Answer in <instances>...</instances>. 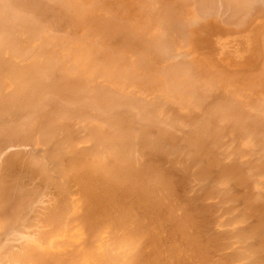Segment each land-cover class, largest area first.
<instances>
[{"label": "bare ground", "instance_id": "obj_1", "mask_svg": "<svg viewBox=\"0 0 264 264\" xmlns=\"http://www.w3.org/2000/svg\"><path fill=\"white\" fill-rule=\"evenodd\" d=\"M159 1L162 5L163 2H167V7L163 5L164 9L162 12L156 15L159 25H162L160 27L162 32L159 31V33L155 34L151 43L139 41L137 46L134 47V36L129 32L130 26L127 24L122 27L117 26L106 36L100 35L99 39L97 38V33L90 32L94 24L100 26L102 23L97 15L90 16L88 20L85 18V13L87 14L94 10L89 9L90 3L94 2L93 0H0V155L4 148H8V146L12 144L22 146L31 145L33 147L40 146L41 148L39 154H37L39 149L35 151L36 148H31L28 152L23 150V148L22 150L16 148L20 151L14 150L12 153L9 151L10 154L5 150L2 155L5 156V153L9 155H6L5 158H2V156V159L0 158V264H219L221 262V264H223L224 257L222 258V256L219 257V255H215L216 258H214L215 256L213 254L216 251L219 252L220 239L216 240L219 236H214L216 238L212 240L211 238L205 237L206 234H204L205 236L200 234V232L202 233V231H200V225L203 224L204 226V221H207L206 223L208 224L211 218L218 217L217 214L215 217V213H213L216 209H213L208 203L210 208L214 210L212 212L209 211V213H211L210 218V215L208 213V215L206 214L208 209L204 208L206 205H203L201 209H197L201 207L199 205L200 203L197 205L198 201H193L191 195L189 200L187 199L182 203H180L179 200L176 202L178 199L175 197L177 188H179V191L182 193V190H186L185 186H188V180L190 181L189 178L192 174L189 172L190 167H186V164L183 167L181 166L180 174L182 178L180 177L181 179L179 180L181 181H179L180 183H178V185H176L177 188H175L173 181L170 179L171 177L163 172V168L158 166V163L155 161V159L159 157L169 159L168 157L170 154H178L181 152L182 149L178 144L180 139L178 137L179 135L176 136L174 133L168 131L167 127L161 124L163 127L167 128V130H165V128H159L158 126L156 131H159V133L157 132L156 135L159 134V137H151L148 134L150 133L148 132L151 127L150 125H157L158 121L154 123V121L147 117L146 113H143V110H141V112L143 111V115L140 114V112L139 114L136 113L138 108H136V105H132L136 103L133 96L130 98L131 96L126 93L129 96V98H127V96H124V91H122V93L121 91L118 92L120 94H117V97L111 96L113 90H108L109 92H107V89L105 90L102 88L103 85L100 83L102 89H97L96 87L98 85H96L93 95L91 89L94 90V87L92 88V84H89L92 80L94 82L97 78H103V80L105 79L119 88H125L127 86L142 88L152 80L155 82L158 81L153 78L154 75L152 74L151 78L149 77L150 73L153 71V64L160 63L162 69L159 71L165 74L166 77L167 75L169 78L171 77L170 86H172V89L170 88V90H173L172 94L169 95V99L172 102L171 106H173V104H187V107H189V105L192 106L191 104H208V107H211L209 104H216L217 107L220 106L219 109L223 108V110L218 111L214 109L216 114L219 113L217 115H220L221 111L225 112L224 110H227V112H231L232 115L238 113L236 114V118L240 120L241 116H243L239 112V110H242L241 104L249 106L251 104L250 109L254 107L255 109L253 108L252 110L255 112L258 110V113L263 107L262 112L264 113V105L261 104L260 106V104H255L257 102H255L254 96L249 95V89L254 90L253 87L255 86L251 85L253 83L250 84L243 81V79L245 77L247 78L250 74H257L259 75L257 77L263 76L262 78H264V72L259 63L256 66L257 68L259 66L260 69H254L256 71L260 70L258 71L259 73H253V69L250 70L247 68L232 69L229 71H234V78H231L232 76L229 75V78L225 76L227 80L225 78L221 80L219 76L222 75L219 73V76L213 74L215 78L210 76L212 79H210L211 81L207 79V73L204 69L192 59H187L184 62L185 64L181 63L182 65L184 64L185 67H183L180 76H177L176 72L179 69L181 71V68H179L176 63L174 67H165L167 64L163 63L165 62L164 60H171L173 57L183 55L180 51L176 50L180 45V42L176 40L177 34L179 33L178 37H183V40L181 39L182 44L186 41V43L189 42V45H191L194 42L193 40H196L195 38L198 37L199 30L197 28L189 29V21L191 23V20L185 19L179 12L183 0ZM212 1L213 0H202L198 3L200 4L199 11H203L204 13L208 10L211 7L210 3ZM223 1L225 0H222V2ZM246 1L249 3V0H227L230 5H233L236 11L239 5L243 6L245 14L250 17V19L246 18L245 20H250L252 22L254 14L249 15V12L253 10V3H256L250 0L252 6L248 5ZM215 3L216 0L212 3L214 10L216 8ZM262 3H264L263 0ZM218 4L219 3H217V6ZM220 4L218 8H216L218 14V9L221 6ZM229 4L226 5L229 7ZM260 4L261 3H258V5H256L257 8L254 7L256 8L254 12L255 17H257L256 13L260 14L259 11L262 9H258L262 7V4L259 6ZM196 5L194 4V6ZM239 8L238 10L241 9ZM207 12H205V17L203 15L201 16L204 18L210 16V14L207 15ZM226 12L228 11L226 10L225 13ZM73 13L78 14V17L73 18ZM213 16L216 18V15L213 14ZM213 16L211 15V17ZM244 17L245 15L243 17L240 15L238 19L236 18L238 23L242 22L243 24L244 20L240 21L242 20L240 18L244 19ZM250 21L249 23L251 24ZM231 24H233V22ZM242 24L240 23L239 26H242ZM250 24L246 21L243 27L247 28ZM69 27H79L94 39L87 37L85 33L83 38L78 40L70 39L64 35L59 36L57 34H60V30H65ZM104 27L108 28L109 25L106 24ZM236 27L238 26L236 25ZM243 27L241 29L242 31ZM248 30L249 32H246L244 40L238 39L235 41V39H233L228 43L229 45L225 46L226 53H229L233 48L235 49L234 45H238L239 47L241 44V50L238 52V57L240 58L241 56V60L251 53L252 46L253 53L257 55V51L255 52L256 46L252 43L255 40V34L252 35L254 31L250 32V29ZM173 31L176 32L172 38L171 34ZM55 33L57 35H55ZM261 33L260 35L264 37V31ZM186 35H188V38ZM260 35L258 38H261V45L264 46V38ZM35 44H38L39 48L36 47ZM151 45L152 48H150ZM184 45L187 44L184 43ZM262 48L264 50V47ZM149 50L153 52L152 57L148 56ZM127 53L132 55L135 54L136 60L126 55ZM139 61L143 64H139ZM175 61L177 62V60ZM178 64H180V62ZM136 69H141L142 72L137 73L135 72ZM244 70L247 71L248 75H246V71ZM249 70L251 73H248ZM239 72L240 74H238ZM241 72L243 76H241ZM213 79H215V81ZM254 80V82L257 81L256 79ZM87 84H89V86L91 85L89 87L91 91H89V89L87 91L93 96L89 95L91 96L89 97L84 95L88 100L85 97L83 100L78 92L86 89ZM108 87L111 88V86ZM251 92L253 93L252 90L250 94H252ZM148 101L151 102V100ZM137 103H142V101ZM151 103V105H154L153 102ZM142 105H144V103ZM132 106L133 108L135 106L136 109H133ZM139 106H141V104ZM120 107L123 108V110H117V108ZM189 108L191 109V107ZM128 109L133 111V113L135 112V114L130 113ZM171 109L175 108L172 107ZM125 110L129 113L125 114ZM156 110L157 109H155V111ZM246 110H248V108L244 111L246 112ZM194 111L196 110L194 109ZM244 111L241 112L243 113ZM163 112H161V114H164ZM175 112H177V110ZM227 112L223 114V117L228 114ZM245 112L244 115L247 113ZM248 112L250 113L249 110ZM249 113H247L244 118L242 117L241 122H248L244 120L248 116L247 119L252 123L250 124L251 126L247 123L249 126L248 129L251 130L252 126L257 124L255 128L257 129L258 127L260 129L259 132L264 133V123L261 120H264V114L263 116L259 114V117L262 116L260 119L256 116L258 113L254 114L256 117L253 115L251 116L254 112ZM149 114L151 115V113ZM214 116L217 118L215 114ZM231 116L230 118L232 119ZM154 117L155 119L159 118L156 114ZM223 117L220 116V118ZM226 117H224V119L228 121ZM251 117H253V119L255 117L254 121L256 118L260 119L261 124H263H259L260 120H256V123H254ZM171 118H173V116ZM236 118H233V122H231H236L237 124V121H234ZM224 119L222 120L223 124ZM145 120H148L149 123L144 122ZM176 120L179 119L176 118ZM240 120H238V124ZM243 120L245 122H243ZM184 122H182V124L187 123ZM196 122L197 119L195 120V123ZM219 122H221V120ZM135 123L137 125H135ZM165 123L167 124V122ZM221 124L218 123L216 126L219 127ZM223 124L220 128H222ZM177 125L180 124L178 123ZM191 125H189V127ZM226 125H229V123ZM212 126L214 125L212 124ZM139 127L140 130L138 129ZM185 127L188 126L185 125ZM189 127V130L193 128L192 126ZM199 127L201 128L202 126L199 124ZM228 127V129H230V126ZM213 129H211V131ZM256 129L254 130L256 131ZM213 131L215 133L216 130ZM227 131L228 130H226V132ZM236 132L237 130L235 133ZM240 132L242 131L240 130ZM219 133L218 130V134ZM257 133L255 132L254 138H257ZM263 133H261V135ZM205 134L208 136L207 133ZM202 135L204 136V133ZM251 135V137H253V132ZM213 137L215 136L213 135ZM213 137L211 136V138ZM260 139L262 140L263 137H260ZM254 140L252 139V141ZM183 141L191 145L192 143L197 144L201 142L202 139L201 137L194 138L191 140V144L188 143L187 139H183ZM260 141L258 145L261 146ZM262 144L264 145L263 142ZM16 145L15 147H18ZM213 147L214 146H212V148ZM200 149L201 148H199V150ZM207 149L211 150L209 148ZM222 149L221 151L226 150ZM237 149L240 148L237 146ZM233 150L237 151L234 148ZM233 150L231 149V151ZM245 150L247 151V149ZM32 151L35 152L33 153ZM202 152L203 151L200 152L195 150L191 156L188 153L190 156L189 159L195 162V158H199L203 155L201 154ZM227 152L229 153L230 151ZM238 154L236 155L238 156ZM209 155L211 156V154ZM225 155L228 154L225 153ZM230 156L231 162L233 157L232 155ZM237 156L236 159L239 160ZM217 160L218 159H216V162L218 163ZM242 161L245 160L242 159L241 162ZM210 162H212V160ZM248 164L252 166V163ZM229 165H219L218 171L221 179L224 180V182L229 180L241 185L240 182L242 179L240 177L244 176L241 175L240 169L242 167L240 168L238 163H232L231 166ZM173 168L175 167L173 166ZM245 170L246 169H244V171ZM253 170L254 169H252V172ZM22 172H28L31 177H36L37 180H39L37 181L38 184L40 183L45 190H49L48 196L50 198L48 199V197L45 196L47 191L44 189L41 190L39 188V190L38 188L26 187L24 185V179L20 178V173ZM205 173L201 174L204 175L201 178H203V180L208 179L206 183L209 184V176L205 177ZM234 174H236V177H234ZM251 176L249 177L251 178ZM237 177L239 179H237ZM245 177L247 178L248 176ZM181 182H183V184H181ZM185 182H187V185L184 184ZM243 182L245 183L246 181ZM182 185L184 186L182 187ZM207 185L203 187L205 192L207 189L206 193L204 191L198 193H204L203 195L206 196V194L214 190L213 186ZM216 188L219 187L215 186V189ZM223 190L225 191L224 193H226L227 189ZM223 190H218L219 193L218 191L216 192V190L213 192L214 194H220ZM198 193L197 197L202 198L203 195H200V197ZM50 194L52 195L50 196ZM184 195L183 199L185 200L188 197H186V194ZM194 195L196 197V194H193V196ZM222 195L220 194V196ZM225 195L228 196V194ZM44 196L46 198L42 199ZM195 197L194 199L198 200V198ZM204 197L202 198L203 200ZM255 197L256 196H254V198ZM258 198H260V196L257 197L256 200ZM44 200L47 201V204L43 202L42 206V201ZM194 203L198 207H193L195 205ZM210 208L209 210H211ZM203 211H205V214L202 215V213H204ZM206 217L208 219H206ZM35 219L43 223L40 224L36 220L37 222L34 221L35 224L33 222V227L30 226L28 221H33ZM259 223L260 222H258V224ZM22 225L27 226L26 233L19 231V229L23 228L20 227ZM28 226L29 228L31 227L30 230L35 228V231L28 230ZM206 227L207 226H205L203 230H207ZM210 227L209 229H211ZM24 229H26V227H24L23 230ZM28 231L31 236L27 234ZM219 232L220 231H218L217 234H219ZM229 232H225L228 234H226L227 237L229 235L234 237L232 234L234 233L235 238H238L237 235H239L240 238L238 239L241 240L240 228L239 232L237 230L239 234L231 232L230 229ZM31 233H33V235ZM1 236L3 237L1 238ZM9 236H11V238ZM203 237L204 239H202ZM220 237L222 238L223 236L220 235ZM227 237L225 238L227 240L231 238ZM14 241H17L15 242L16 244L12 243ZM243 248L244 246L242 249ZM239 249H241V246H239ZM252 250L253 249H251V252ZM240 251L237 252L236 250L237 253L233 252L234 255L231 260L235 258L236 261H240L242 260L241 257L244 255V259L248 257L246 253L241 254ZM218 258H220V261H218ZM252 260V263H250L251 261L249 262L250 264H257V261L254 259Z\"/></svg>", "mask_w": 264, "mask_h": 264}, {"label": "rangeland", "instance_id": "obj_2", "mask_svg": "<svg viewBox=\"0 0 264 264\" xmlns=\"http://www.w3.org/2000/svg\"><path fill=\"white\" fill-rule=\"evenodd\" d=\"M94 2L93 3H90V8L89 9H94L93 11H91V12H88L87 14L85 13L84 15H85V18L88 20V18L90 17V16H95V15H97V17L99 18V20L102 22L101 23V25L100 26H97V25H93V29H91V33H97V38L99 39L100 38V35H103V36H106L109 32H111L112 30H114L117 26H125V24H127V25H129L130 26V33H131V35H133L134 36V47L135 46H137V44L139 43V41H143V42H147V43H151L152 42V40H153V36L155 35V34H157V33H159V31L160 32H162L161 31V29H160V27L162 26H160L159 25V23H158V20H157V14H159V13H161L162 12V10L164 9V6H166V4H167V2H163V5L160 3V1L159 0H103V1H99V0H93ZM181 1V0H180ZM192 1V0H191ZM191 1H188V0H183V3H182V6H181V8H180V10H179V12L185 17V19H190L191 20V23H190V21H189V29H194V28H197L198 30H199V35H198V37L197 38H195L196 40H193L194 42L191 44V45H189V42H187L186 43V41L185 42H183V44L181 43V41L183 40L182 38L183 37H178L179 36V33L177 34V41L178 42H180V45H179V47L176 49V50H178V51H180L183 55L182 56H178V57H173L171 60L170 59H166V60H164L165 62H163V63H165V64H167L165 67H174L175 65V63H176V65H178V67L179 68H181V71H180V69L176 72V74H177V76H180L181 75V72L183 71V67H185V61L187 60V59H192L194 62H196V63H198L203 69H204V71L207 73V79H211L210 78V76L211 77H213V78H215L214 77V75L213 74H216V76L219 74V73H221V75L222 76H219V79H223L224 80V78H225V76H227L228 78H229V75L230 76H232L231 78H234V76H233V72L231 71H229V70H232V69H244V68H247V69H256L257 68V66L256 65H258V63H259V65H261V67H262V71L264 72V68H263V64H264V50H263V48L262 47H264V46H262L261 44V42H260V39L258 38L259 37V35H260V33L262 32V31H264V3H262V0H251V1H254L256 4H254L253 3V5H252V2L249 0V3L247 2V4L248 5H252L253 6V10L251 11V12H249L250 14L249 15H252V14H254V19H253V21L251 22L250 20H245L246 18L247 19H250V17L248 16V15H246L245 14V10L243 9V6H238V8L240 9V10H238V8H237V11H236V9H234V7H233V5H230L229 4V2H227V0H225L226 1V3H225V1H223L222 2V0L220 1V0H216V3H215V7L216 8H218V6H219V4H220V2H221V6L219 7V14L217 13V9L215 8V10L213 9V7H212V3H214V1L215 0H213L210 4H211V9L209 8L208 10H212V11H208V10H206V8H205V12H207L208 14L207 15H209L210 14V16H208L207 18H204L206 15V13L204 12L203 13V11H199L200 9H199V6H200V4H198V3H200L202 0H193L192 2ZM218 1V2H217ZM220 1V2H219ZM239 1V0H238ZM240 1H244V0H240ZM264 1V0H263ZM197 3V5H196V3ZM189 3V4H188ZM197 6V8H196V6H194V4ZM217 3H219L218 4V6H217ZM245 3V2H244ZM258 3H261L262 4V7H259L258 9H260V8H262V9H260L261 11H259L260 12V14L258 13H256V16L257 17H255V10H256V5H258ZM229 4V7H230V9H229V7L227 6V5ZM261 4L259 5V6H261ZM222 5H224V6H222ZM225 6H226V8H225ZM246 6V5H245ZM167 7V6H166ZM224 9H226L228 12H226L225 13V9L223 10L222 8ZM227 7H228V9H227ZM254 7H256V8H254ZM195 8V9H194ZM246 9H247V6H246ZM198 13H197V12ZM221 11V12H220ZM234 11V12H233ZM201 12V13H200ZM210 12V13H209ZM222 12H224V13H222ZM233 12V13H232ZM200 13V14H199ZM203 13V14H202ZM214 15H216V18H214V16H213V14ZM217 13V14H216ZM222 13V14H221ZM230 14V15H229ZM108 15V16H107ZM201 15H203L204 17H202ZM211 15L213 16V17H211ZM224 15H225V17H224ZM234 15V16H233ZM240 15H241V17H243L244 15H245V17H244V19L243 18H240V19H242V20H240V21H243V24H246V21H247V23L248 24H250L249 23V21L251 22V24L249 25V27H243L244 25L242 24V22H240L241 24H242V26H239L240 25V23H238V18L240 17ZM243 15V16H242ZM73 18H75V17H78V14H75V13H73ZM202 18H201V17ZM222 16V17H221ZM220 18H221V20H220ZM237 18V19H236ZM231 19V20H230ZM232 19H234V20H232ZM116 20V21H115ZM227 20V21H226ZM237 20V21H236ZM223 21H225V22H223ZM223 22V23H222ZM233 22V24H231ZM109 25V27L108 28H106V27H104L105 25ZM235 24V25H234ZM116 25V26H115ZM132 25H133V28H132ZM236 25L238 26V27H236ZM246 26V25H245ZM113 27V28H112ZM242 27H243V31L241 30L242 29ZM248 29H250V32L251 31H254V33L252 34V35H254L255 34V40L252 42L253 43V45L254 46H256V48H255V52L257 51V55H256V53H253V46H252V50H251V53L248 55V56H246L245 58H243L242 60H241V56H240V58L238 57V52H240V50H241V44L239 45V47H238V45H234L235 46V49L233 48L229 53L227 52L226 53V49H225V46L226 45H229L228 43L231 41V40H233V39H235V41L236 40H241V39H243L244 40V38H245V34H246V32H249V30ZM65 30H67V31H65ZM65 30H60V31H57V32H60V34L59 33H57L59 36H61V35H64V36H66V37H68V38H70V39H74V40H78V39H82L83 38V36H84V33H85V35H87V37H89V38H91V39H94L92 36H89L83 29H80L79 27H69V28H67V29H65ZM71 30V31H70ZM240 30H241V32H240ZM177 31V30H176ZM176 31H173L172 32V38L174 37V34H175V32ZM238 31V32H237ZM65 34H64V33ZM71 33V34H70ZM56 33H55V35H57ZM81 34H83V35H81ZM262 34V33H261ZM71 35V36H70ZM263 35V34H262ZM262 35H260V36H262ZM181 36V35H180ZM186 37L188 38V35H186ZM193 38V37H192ZM262 38H264L263 36H262ZM182 39V40H181ZM212 40V41H211ZM262 41V40H261ZM35 43V42H34ZM184 43L185 44H187V45H184ZM36 45V47H38L39 45L38 44H35ZM220 46V47H219ZM262 46V47H261ZM219 47V48H218ZM39 48V47H38ZM37 48V49H38ZM150 48H152V45L150 46ZM262 51V52H261ZM126 55H128V56H130L133 60H136V55L134 54V55H132V54H130V53H127ZM148 56L149 57H152L153 56V52L151 51V50H149L148 51ZM255 57V58H254ZM180 58H182V59H180ZM178 59H180V60H178ZM184 59V60H183ZM175 60H177V62L175 61ZM133 62H135V61H133ZM154 62V61H153ZM180 62V64L181 63H184L182 66L180 65V64H178ZM261 62H263V63H261ZM139 64H143L141 61H139ZM170 64V65H169ZM181 66V67H180ZM255 66V67H254ZM164 67V68H165ZM160 69H162V66H160V63H155V64H153V71L150 73V77L149 78H151V74L152 75H154L153 76V78H155V79H157L158 81L157 82H155L154 80H152L149 84H147V85H145V86H143L142 88H138V87H136V86H127V87H125V88H119L118 86H116V85H114V84H111L110 82H108L107 80H103V78L101 79V78H97V79H95L94 80V82H93V80L92 81H90L89 82V84H92V88L94 87V90L93 89H91L92 90V93H93V95H94V92H95V89L97 88V89H100L101 88V85H103L102 86V88H104L105 90L107 89V92H109V91H112L113 92V94L111 95V96H115V97H117L118 95L117 94H120V93H118V92H120L121 91V93H122V91H124V93H125V95L124 96H127V98H129V96H131L130 98H132V96H133V99H135L134 101L136 102L135 104H132V105H136L137 107L136 108H138L137 109V111H136V113H138L139 114V112H140V114H142L143 115V113L145 114H147V117L150 119V120H152V121H154V123H156L157 121L159 122H157V125H155V124H152V125H150L151 127H150V129L148 130V132H150V133H148L151 137H153L154 136V138H157V137H159L158 135H156L157 134V132L159 133V131H156V129L158 128V126H159V128L161 127V128H165V127H167L168 128V131H170V132H172V133H174L176 136H178L180 139H179V141H178V144H179V146L181 147V152L180 153H178V154H170L169 155V159H165V158H161V157H159L158 159L156 158L155 159V161H156V163H158L157 165L158 166H161L162 168H163V172H165L166 174H168L171 178V180L173 181V184H174V186H175V188H177L176 187V185H178V183H180L179 181H181V180H179V179H181L182 177H181V174H180V170H181V166L183 167V166H185V164H186V167L188 166V168H189V172L190 173H192L191 175H190V181L188 180V186H185V188H186V190H182V193L179 191L180 189L179 188H177V190H176V196L175 197H177L178 199L176 200V202L179 200V202L180 203H182V202H184V201H186L187 199L189 200V197H190V195H191V198L193 199V201H198L197 202V205L199 204L201 207H198V206H196V204L193 206V207H198L197 209H201V208H203L202 206L204 205H206V207H204V208H207L208 209V211H206V214L208 213L209 215H210V218H211V213H209V211L210 212H212V211H214L213 209H216L215 210V212H213V213H215L214 214V216L216 217V214L218 215V217H216V218H209L210 220L208 221V224L206 223L207 221H204L205 223H204V226H203V224L202 225H200L201 227H200V231H202V233L200 232V234L202 235V236H205L204 234H206V236L205 237H207V238H211L212 240H215V238L216 237H214V236H219V238H216V240H219V242H220V246H219V252L218 251H216V252H212L213 254H214V256L215 255H219V257L220 256H222V258L224 257V261H223V264L225 263V264H240V261H241V264H247V263H249L250 261V263H252V259H254L255 261H257V264H264V145L262 144V142L264 143V141H262V140H264V133L263 132H261V133H263L262 135H261V133L259 132L260 131V129L257 127V129L255 128L256 126L255 125H257V124H255V125H253L252 126V128H254V129H256V131L254 130V129H252L251 127V130L250 129H248L249 128V126H251L250 124H252V123H250V121L247 119L248 118V116H247V118L246 119H244V120H246V121H248V122H245L244 120H243V122H245V123H242L241 122V120H242V117L244 118V116H246L247 115V113H249L248 112V110L250 111V113H252V112H254L253 114H251V116L253 115V116H255L254 114H256V113H258L257 111L255 112V111H253L252 109L254 108H252V109H250V106H251V104H250V106L249 105H246V104H244V105H246V106H244L243 104H241V108H242V110H239V112L241 113V115H243V116H241V120L238 118H236L237 116H236V114H238V113H236V114H234V115H232V113L231 112H227V110H224L225 112H227L228 114V116L226 117L225 115H224V117H226L227 118V120L228 121H226V119H224V117H223V114H226L225 112H222L221 111V113H220V115H217V114H219V113H217L216 114V112H215V110H223V108L222 109H219V107H217L216 106V104H209V106H211V107H208V104H205V105H203V104H191L192 106H190L189 105V107H191V109L189 108V107H187V104H183V105H181V104H173V106H171L172 105V102H171V100L169 99V95L170 94H172V91L173 90H170V88L172 89V86H170L171 84H170V79H171V77L169 78V76L167 75V77H166V75L165 74H163L161 71H159ZM257 69H260L259 68V66H258V68ZM228 70L229 71V73H228V71L226 72V71ZM250 70L248 71V73H251L250 72ZM226 73H225V72ZM240 71H243V70H240ZM244 71H246V70H244ZM258 71H260V70H258ZM258 71H256V70H254L253 71V73H255V72H258ZM261 71V72H262ZM135 72H139V73H141L142 72V70L141 69H136L135 70ZM179 73V74H178ZM242 73V72H241ZM246 73V75H248L247 74V71L245 72ZM259 73V72H258ZM212 74V75H211ZM235 74H236V71H235ZM238 74H240V72L238 73ZM261 74V73H260ZM263 75H264V73H263ZM238 76V75H237ZM241 76H243V73H242V75ZM257 76H259V75H257V74H250V75H248V77L246 78H244L243 79V81L245 82V83H253V84H251V85H253V86H255V87H253L254 88V90L253 89H249L250 91L252 90L253 91V93L252 94H250V91H249V95H252V96H254V98H255V102H257V103H255V104H257V105H259L260 104V106H261V104L262 105H264V78H262L261 76L260 77H257ZM148 78V79H149ZM217 78V77H216ZM243 78V77H242ZM101 80V81H99V80ZM147 79V80H148ZM218 79V78H217ZM218 79V80H219ZM226 80H227V78H225ZM236 79H238V78H236ZM252 79V80H251ZM254 79H256L257 81L256 82H254L255 80ZM259 79V80H258ZM103 80V81H102ZM212 80V79H211ZM210 80V81H211ZM214 81H215V79H213ZM220 80V81H221ZM147 82V81H146ZM145 82V83H146ZM154 82V83H153ZM159 82V83H158ZM97 83V84H96ZM101 85H100V84ZM103 83V84H102ZM153 83V84H152ZM208 83H210V82H208ZM263 83V84H262ZM89 84H87V88L86 89H84V90H81L80 92H78V94L80 95V96H82V99L85 97V96H89V95H91L90 93H89V91H91L90 90V86H89ZM105 84V85H104ZM212 84V83H211ZM255 84V85H254ZM94 85V86H93ZM96 85H98L97 87H96ZM107 85V86H106ZM114 85V86H113ZM100 86V87H99ZM106 86V87H105ZM108 86H111V88H109ZM164 88H163V87ZM210 86V85H209ZM96 87V88H95ZM99 87V88H98ZM168 87V88H167ZM101 88V89H102ZM149 88V89H148ZM250 88H251V86H250ZM89 89V91H87ZM115 89V90H114ZM123 89V90H122ZM165 91H164V90ZM109 90V91H108ZM132 90V91H131ZM135 90V91H134ZM214 90V89H213ZM87 91V92H86ZM116 91V92H115ZM131 91V92H130ZM139 91V92H138ZM129 92V93H128ZM142 92V93H141ZM261 92V93H260ZM85 93H87V94H85ZM111 93V92H110ZM129 95H127V94ZM107 94H109V93H107ZM132 94V95H131ZM135 94V95H134ZM85 95V96H84ZM93 95H91V96H93ZM141 97H140V96ZM161 95H163V96H161ZM91 96H89V97H91ZM251 96V97H252ZM143 97V98H142ZM85 98H87V97H85ZM140 98H142L141 100H139ZM145 98V99H144ZM163 98V99H162ZM253 98V97H252ZM153 99V100H152ZM168 99H169V101H168ZM84 100V99H83ZM87 100H88V98H87ZM129 100V99H128ZM136 100H139L140 102L142 101V103H137V102H139V101H136ZM146 102H145V101ZM148 100H151V102H153V104L154 105H151L152 103L151 102H149ZM156 100V101H155ZM258 100V101H257ZM144 101V102H143ZM148 101V102H147ZM253 101H254V99H253ZM131 102V101H130ZM171 104H170V103ZM133 103V102H132ZM144 103V105H142ZM149 103V104H148ZM141 104V106H139V105ZM175 105V106H174ZM178 105V106H177ZM196 107H195V106ZM253 105V104H252ZM256 105V106H257ZM142 106H144V107H142ZM155 106V107H154ZM158 108H157V107ZM168 106H169V108H168ZM177 106V107H176ZM198 106V107H197ZM205 106V107H204ZM213 106V107H212ZM247 106H249V107H247ZM131 107V106H130ZM149 109H148V108ZM152 107V108H151ZM175 108V109H171V108ZM215 107V108H214ZM259 107V106H258ZM121 108V107H120ZM117 108V110H123V108ZM132 108H133V106H132ZM134 108H135V106H134ZM133 108V109H134ZM135 108V109H136ZM141 108H144V109H141ZM177 108V109H176ZM205 108V109H204ZM210 108H212V109H210ZM218 108V109H217ZM248 108V110H246V112L244 111L245 109H247ZM129 109H131V108H129ZM128 109V110H129ZM148 111H147V110ZM151 109V110H150ZM153 109V110H152ZM155 109H157L156 111H155ZM179 109V110H178ZM194 109L196 110V111H194ZM208 111H207V110ZM215 109V110H214ZM244 109V110H243ZM255 109V108H254ZM258 109V108H257ZM261 109V108H260ZM259 109V110H260ZM262 109H263V107H262ZM262 109H261V111H259V113H258V115L256 114V116L257 117H259L260 115L259 114H261L262 116H263V112H262ZM141 110H143L142 112H141ZM167 110V111H166ZM177 110V112H175ZM189 110V111H188ZM193 110V111H192ZM156 113H155V112ZM164 111V112H163ZM171 111H173V112H171ZM188 111V112H187ZM191 111V112H190ZM198 111V112H197ZM213 111V112H212ZM241 111H244L246 114L244 115V112L242 113ZM129 112L130 113H132V114H135V112L133 113V111H131V110H129ZM127 110H125V114L127 113H129ZM148 112V113H147ZM161 112H163L164 114H161ZM179 112V113H178ZM180 112H181V114H180ZM197 112V113H196ZM204 112V113H203ZM260 112H262V113H260ZM149 113H151V115L149 114ZM170 113V114H169ZM173 113V114H172ZM176 113V114H175ZM188 113H189V116H188ZM212 113H214L215 115H216V117L217 118H215V116H214V114H212ZM231 113V114H230ZM249 113V114H250ZM155 114H156V116L158 115V117L160 118H156L155 119ZM166 114V115H165ZM183 114V115H182ZM206 114V115H205ZM248 114V115H249ZM153 115V116H152ZM162 115V116H161ZM165 115V116H164ZM169 115V116H168ZM171 115V116H170ZM178 115V116H177ZM182 115V116H181ZM203 115V116H202ZM232 115V116H231ZM164 116V117H163ZM173 116V118H171ZM179 116H181V117H179ZM187 117V119H186V117ZM198 116V117H197ZM220 116L221 117H223V118H220ZM230 116L232 117V119L233 118H236V119H234V121H237V124H236V122H234V123H232L233 122V120L230 118ZM240 116V115H239ZM255 116V117H256ZM262 116L261 117H259L260 119L262 118ZM152 117V118H151ZM154 117V118H153ZM163 117V118H162ZM167 117H168V119H167ZM171 118V120H170V118ZM185 118V122H184V118ZM195 119H194V118ZM209 117V118H208ZM212 117V118H211ZM255 117H254V119H255ZM165 118V119H164ZM176 118H178L179 120H176ZM183 118V119H182ZM206 118V119H205ZM214 118V119H213ZM219 118V119H218ZM231 120H230V119ZM182 119V120H181ZM192 119V120H191ZM197 119V122L195 123V120ZM224 119V124H223V120ZM250 119V118H249ZM251 119L254 121V119H253V117H251ZM250 119V120H251ZM260 119H258V118H256V120H260ZM170 120V121H169ZM174 120H176V121H174ZM188 120V121H187ZM189 120H191L192 121V123H191V121H189ZM217 120H218V122H217ZM221 120V122H219ZM238 120H240V122H239V124H238ZM256 120L254 121V123H256ZM262 120V122L264 123V120L263 119H261ZM261 120H260V125H262L261 124ZM161 121V122H160ZM207 123H206V122ZM231 122V124H230V122ZM252 121V122H253ZM144 122H146V123H149L148 122V120H145ZM165 122H167V124L165 123ZM176 122H177V124L179 123L180 125H177L176 124ZM181 122V123H180ZM182 122H184V123H186V124H182ZM194 122V123H193ZM204 122V123H203ZM226 122V123H225ZM165 123V124H164ZM171 123V124H170ZM175 123V124H174ZM203 127H199V124ZM218 123H222L223 124V126H222V128H220L221 127V125L218 127V126H216V124L218 125ZM229 123V125H226V124H228ZM247 123H249V126H248V124ZM164 125L165 127H163L162 125ZM170 124V125H169ZM192 124V125H191ZM211 124V125H210ZM212 124L214 125V126H212ZM243 124V125H242ZM246 124H247V126H246ZM134 125V124H133ZM135 125H137L136 123H135ZM134 125V126H135ZM184 125V126H183ZM185 125L186 126H188L189 127V125H191L193 128H190V130L188 129V127H185ZM193 125H195V126H193ZM204 125V126H203ZM235 125H237V126H235ZM239 125H242V126H239ZM157 126V127H156ZM177 126V127H176ZM181 126V127H180ZM197 126V127H196ZM206 126V127H205ZM216 126V127H215ZM225 126V127H224ZM228 126H230V129H228L229 127ZM244 126H245V128H244ZM264 126V125H263ZM263 126H262V128H263ZM149 127V126H148ZM247 127V128H246ZM136 128H137V126H136ZM167 128H165V130H167ZM172 128V129H171ZM213 128H215V129H213ZM233 130H232V129ZM240 128V129H239ZM244 128V129H243ZM139 130H140V127L138 128ZM181 129V130H180ZM186 129V130H185ZM196 129V130H195ZM197 129H198V131H197ZM202 129V130H201ZM206 129V130H205ZM207 129H209V130H207ZM211 129H213V130H216L215 131V133H214V131L212 130L211 131ZM219 130V134H218V130ZM221 129H222V132H221ZM247 129V130H246ZM264 129V128H263ZM204 130V131H203ZM226 130H228L227 132H226ZM232 130V131H231ZM237 130V132L239 133L240 132V130L242 131V132H240L239 134L241 135H239L237 132V134L235 133V131ZM246 130V131H245ZM248 130H249V132H248ZM252 130H254V131H252ZM175 131V132H174ZM183 131V132H182ZM197 131V132H196ZM207 131V132H206ZM253 132V137H251L252 135V132ZM257 131H258V133H260V134H258L257 133ZM262 131V130H261ZM179 132V133H178ZM214 134H213V133ZM217 132V133H216ZM230 132H231V135H230ZM247 132V133H246ZM255 132L257 133L256 134V136H257V138H254L255 137ZM204 133V136L202 135ZM205 133H207V135L208 136H206V134ZM222 133V134H221ZM235 133V134H234ZM155 134V135H154ZM186 134V135H185ZM192 134V135H191ZM199 134V135H198ZM215 134H217V135H215ZM221 134V135H220ZM242 134H244V135H242ZM248 134V135H247ZM213 135L215 136V137H213ZM234 135V136H233ZM237 135V136H236ZM247 135V136H246ZM183 136V137H182ZM211 136L214 138H211ZM240 136V137H239ZM258 136H260L261 138L263 137V139L261 140L260 139V137H258ZM185 137H188V138H185ZM191 139H190V138ZM197 137H201V139H202V141L201 142H199V143H197V144H194V143H192L191 144V140L192 139H194V138H197ZM231 137V138H230ZM235 137V138H234ZM237 137V138H236ZM238 137H239V139H238ZM242 137V138H241ZM203 138H205V139H203ZM207 138H210V139H207ZM250 138H252L254 141H252V139H250ZM183 139H187V141H188V143L189 144H191V145H188L185 141H183ZM212 139V140H211ZM237 139V140H236ZM261 141H260V140ZM208 140V141H207ZM222 140V141H221ZM257 140V141H256ZM212 141V142H211ZM215 143H214V142ZM246 143H245V142ZM256 141V142H255ZM260 141V144H261V146L260 145H258V142ZM180 142V143H179ZM226 142V143H225ZM186 143V144H185ZM212 143H213V145H212ZM218 143V144H217ZM203 144H205V145H203ZM217 144V145H216ZM224 144H225V146H224ZM239 144V145H238ZM247 144H248V146H247ZM15 145L16 144H12V145H9L8 146V148L6 147V148H4L3 149V152H5V150L6 151H8V153L10 154V152L12 153V152H14V150L16 151L17 149H20V150H22V148H23V150H26L27 152H28V150H30L31 148H33V149H35V151L37 150V149H39V152H37V154H39L40 153V150H41V148H40V146H36V147H33V146H31V145H24V146H22V145H16V146H18V147H15ZM207 145H209V146H207ZM222 145V146H221ZM12 146V147H11ZM193 146H194V148H193ZM207 146V147H206ZM212 146H214L213 148H212ZM234 146H236V147H234ZM237 146H238V148H240V149H242V150H240V149H237ZM263 146V147H262ZM203 147V148H202ZM204 147H206V148H204ZM220 147V148H219ZM222 147H223V149H222ZM17 148V149H16ZM199 148H201L200 150H199ZM207 148H209V149H211V150H208ZM230 148V149H229ZM233 148L234 149H236L237 151H235V150H233ZM10 149V150H9ZM32 149V150H33ZM216 149V150H215ZM218 149V150H217ZM221 149L222 150H224V149H226V150H224V151H221ZM231 149L233 150V151H231ZM245 149H247V151L245 150ZM20 150H17V151H20ZM195 150H198V151H203L201 154H203L201 157H199V158H195L196 159V161L194 162V161H192L191 159H189L190 158V156L191 155H193V153H194V151ZM207 150V151H206ZM254 150V151H253ZM10 151V152H9ZM35 151H32L33 153L35 152ZM190 151V152H189ZM215 151V152H214ZM227 151H230L229 153H231V154H229ZM241 151V152H240ZM243 151V152H242ZM3 152H1V155H0V158H1V156H2V158L4 157L5 158V156L6 155H9V154H7V153H5V156L4 155H2L3 154ZM184 152H186V153H184ZM210 152V153H209ZM235 152V153H234ZM250 152V153H249ZM184 153V154H183ZM188 153H189V155H188ZM192 153V154H191ZM222 153V154H221ZM225 153L226 154H228V155H225ZM239 153V154H238ZM242 153V154H241ZM36 154V153H35ZM206 156H205V155ZM209 154H211V156L209 155ZM221 154V155H220ZM225 156H224V155ZM236 154H238V156L236 155ZM230 155H232V159L233 160H231V162H230ZM235 155V156H234ZM254 155V156H253ZM224 156V157H223ZM236 156H237V158L239 159V160H237L236 159ZM241 158H240V157ZM1 158V159H2ZM215 159V161H214V159ZM235 158V159H234ZM260 158V159H259ZM1 159H0V161H1ZM198 159H200V160H198ZM216 159H218L217 161H218V163L216 162ZM229 159V160H228ZM245 160V161H242L241 162V160ZM253 159V160H252ZM212 160V162H210ZM249 160V161H248ZM255 160V161H254ZM209 161V162H208ZM223 161H225V162H223ZM234 161V162H233ZM238 161V162H237ZM247 161V162H246ZM262 161H263V163H262ZM207 162H208V164H207ZM176 163V164H175ZM228 163V164H227ZM232 163L233 164H235V163H238V165H240V170H241V175H244V176H241L240 178L243 180V181H246L245 183L241 180V185L240 184H237V182L236 183H234L233 181H229V180H227V181H225L224 182V180H222L221 179V177H220V173H219V165H225V166H228L229 164H231L232 165ZM242 163V164H241ZM248 163H252L251 165L252 166H250ZM256 163H257V165H256ZM205 164V165H204ZM216 164V165H215ZM227 164V165H226ZM243 164H246V165H243ZM247 164H248V166H247ZM260 164H262V165H260ZM231 165H229V166H231ZM173 166L175 167V168H173ZM247 166V167H246ZM200 167V168H199ZM210 167V168H209ZM249 167V168H248ZM251 167V168H250ZM254 167H256V168H254ZM203 171H201V170ZM244 169H246L245 171H246V173H245V171H244ZM252 169H254L255 170V172H254V170H253V172H252ZM257 169V170H256ZM260 170H261V172H260ZM249 171V172H248ZM251 171V172H250ZM257 171H259V172H257ZM206 172V173H205ZM196 173V174H195ZM202 173H205V177H208L209 178V184L208 183H206V181L208 180L207 178V180H203V178H201L202 176H204V175H201ZM247 173H249V174H247ZM199 174V175H198ZM246 174V175H245ZM255 174V175H254ZM236 174H234V177H236L235 176ZM252 175V176H251ZM245 176H248L247 178L245 177ZM249 176H251V178L249 177ZM255 178H254V177ZM181 177V178H180ZM245 177V178H244ZM20 178L21 179H24L23 181H24V185L27 187H32V188H40L41 190H45V188H43V186L39 183L38 184V182L37 181H39V180H37V178L36 177H31L29 174H28V172H22V173H20ZM205 179V178H204ZM210 179H211V181H210ZM237 179H239L238 177H237ZM252 179V180H251ZM220 182V183H219ZM243 182V183H242ZM204 183H206V184H204ZM256 183V184H255ZM27 184V185H26ZM181 184H183V182H181ZM184 184H186L187 185V182H185ZM203 184H204V186H203ZM211 185V186H213L214 187V190L213 191H215L216 190V192L218 191V190H223V189H227L226 190V193H224L225 191L223 190V191H221V192H223V193H221L220 192V194L222 195V194H228V196H224V195H222V196H220V194H214V192L212 191V192H210V193H208L209 194V196H208V194H206V196H208V197H206L205 195H203V194H199L198 192H200V193H202L203 191H204V188L203 187H206V185ZM250 184H252V185H250ZM180 185V184H179ZM207 185V186H208ZM37 186V187H36ZM184 185H182V187H183ZM200 186H201V188H200ZM215 186H217V187H219V188H216L215 189ZM255 188H253V187ZM261 186H262V188H261ZM213 187H210V188H213ZM222 187V188H221ZM250 187V188H249ZM207 188H209V187H207ZM244 188V189H243ZM25 189V188H24ZM39 189V190H40ZM182 189H184V188H182ZM206 189V188H205ZM218 189V190H217ZM249 189V190H248ZM51 190V189H50ZM53 190V189H52ZM45 191H47V194H46V192ZM44 192H45V196L46 197H48V199L50 198L48 195V192H49V190H45ZM186 191V192H185ZM249 191V192H248ZM253 191V192H252ZM185 192V193H184ZM205 192V191H204ZM206 192H207V189H206ZM205 192V193H206ZM233 192V193H232ZM51 193V192H50ZM53 193V192H52ZM197 193L199 194V196L201 195H203V197H204V200L202 199V198H199V197H197ZM218 193H219V191H218ZM231 195H230V194ZM254 193V194H253ZM257 193V194H256ZM261 193V194H260ZM184 194H186V197H188V198H186L185 200L183 199V197L185 196ZM193 194H196V197L198 198V200L197 199H194V197H195V195L193 196ZM253 194V195H252ZM52 194H50V196H51ZM184 195V196H183ZM230 195V196H229ZM42 197V199L44 198H46V197ZM200 196V197H201ZM224 196V197H223ZM254 196H256L255 198H254ZM260 196V198L261 197H263V198H258L257 200H256V198L257 197H259ZM195 197V198H196ZM230 197V198H229ZM250 197H251V200H250ZM207 198V199H206ZM48 199H46V200H48ZM176 199V198H175ZM203 200V201H202ZM227 200V201H226ZM254 200V201H253ZM190 201H191V199H190ZM192 201V202H193ZM246 201V202H245ZM252 201V202H251ZM259 201V202H258ZM43 202H47V201H42V206H43ZM204 202H206V203H204ZM40 203H41V201H40ZM186 203V202H185ZM208 203L211 205V207L213 208V209H211L210 208V206L208 205ZM47 204V203H46ZM189 204H190V202H189ZM192 204V203H191ZM186 205H188V204H186ZM193 205V204H192ZM192 205H189V206H192ZM208 205V206H207ZM251 205V206H250ZM37 206H39V205H37ZM215 208H214V207ZM40 207V206H39ZM38 207V208H39ZM192 207V208H193ZM211 209V210H209V208ZM243 207V208H242ZM206 209V210H207ZM247 209V210H246ZM239 210V211H238ZM242 210V211H241ZM204 213H202V215L203 214H205V211H203ZM207 214V215H208ZM206 215V216H207ZM213 215V214H212ZM209 217V216H208ZM260 219H259V218ZM262 217V218H261ZM206 219H208L207 217H206ZM37 219H35V220H33V221H28L29 223H30V226H32L33 225V222L35 221V222H39V220H37ZM216 220H217V222H216ZM211 221V222H210ZM246 221V222H245ZM35 222H34V224H35ZM215 222H216V224H215ZM258 222H260L259 224H258ZM27 223V222H26ZM40 223V222H39ZM41 223H43V222H41ZM40 223V224H41ZM262 223H263V226H262ZM25 225V224H24ZM27 225H29V224H27ZM44 225V224H43ZM213 225V226H212ZM36 226V225H35ZM205 226H207L206 227V229L208 230H203V229H205ZM211 226V227H210ZM21 228L23 227H26V229H24L23 230V228L22 229H19V231H21V232H24V233H26V231H27V226H20ZM33 227V226H32ZM209 227L212 229H209ZM257 227V228H256ZM31 228V227H30ZM30 228H29V226H28V230H30ZM232 228V229H231ZM239 228H240V233H241V240L240 239H238V238H240V236L239 235H237L238 236V238H235V234L234 233H232L233 235H234V237H231L230 235L228 236V237H231L229 240H227V239H225L226 237H227V233H225L226 231H228L229 232V229H230V231L231 232H235V233H238L239 232ZM254 228V229H253ZM33 229V228H32ZM215 229V230H214ZM210 230V231H209ZM237 230H238V232H237ZM30 231H35V228L33 229V230H30ZM203 231H204V233H203ZM218 231H220L219 232V234L221 235V236H223L222 238H224V239H222L221 237H220V235L219 234H217L218 233ZM223 233H222V232ZM230 233V232H229ZM27 234H29L30 235V233H29V231L27 232ZM32 235H33V233H31ZM227 234V235H226ZM239 234V233H238ZM31 236V235H30ZM236 236V237H237ZM3 236H1V238H2ZM10 238H11V236H9ZM227 237V238H228ZM202 239H204V237L202 238ZM222 239V240H221ZM240 240V241H238V240ZM205 240H206V238H205ZM204 240V241H205ZM237 240V241H236ZM13 241V240H12ZM207 241V240H206ZM208 241H209V239H208ZM247 241V242H246ZM15 242H17V241H14V242H12V243H15ZM223 244H222V243ZM226 243V244H225ZM263 243V244H262ZM16 244V243H15ZM255 244V245H254ZM225 245V246H224ZM239 246H241V249H239ZM244 246V250L242 249V247ZM256 246V247H255ZM231 247H232V249H231ZM235 248V249H234ZM236 248H238V249H236ZM246 248V249H245ZM253 249L252 250V252H251V249ZM216 249V248H215ZM214 249V250H215ZM223 252H222V251ZM236 250H237V252L238 251H240L241 252V254L243 253H246V256H248V257H246L245 259H244V256L243 257H241V259L243 260H240V261H236L235 260V258H234V260H231L232 258H233V252H236ZM242 251H244V252H242ZM262 251V252H261ZM236 252V253H237ZM216 253V254H215ZM226 255H225V254ZM248 254V255H247ZM213 256V257H214ZM218 257V256H217ZM214 258H216V256L214 257ZM220 258H218V261H220L219 260ZM228 260V261H227ZM229 262V263H228ZM235 262V263H234ZM219 263V262H218ZM222 263V262H221ZM221 263H219V264H221ZM249 263V264H250ZM255 263V262H254Z\"/></svg>", "mask_w": 264, "mask_h": 264}]
</instances>
